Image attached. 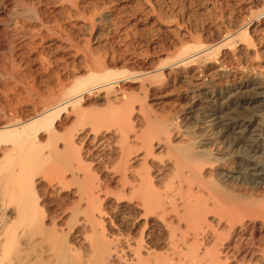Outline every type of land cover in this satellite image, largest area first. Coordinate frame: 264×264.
Returning <instances> with one entry per match:
<instances>
[{"label": "bare ground", "instance_id": "bare-ground-1", "mask_svg": "<svg viewBox=\"0 0 264 264\" xmlns=\"http://www.w3.org/2000/svg\"><path fill=\"white\" fill-rule=\"evenodd\" d=\"M20 3L0 0V53L44 41L50 14L33 5L3 20ZM53 3L86 26L114 15L93 0ZM230 9L209 39L170 27L174 57L134 72L111 68L110 53L56 66L39 56L44 87L23 86L27 114L14 115L18 102L0 116V264H264V191L253 196L264 190V0ZM168 81L185 86L176 117L199 132L150 113V92ZM69 187L70 202L54 204L50 190Z\"/></svg>", "mask_w": 264, "mask_h": 264}, {"label": "rangeland", "instance_id": "rangeland-1", "mask_svg": "<svg viewBox=\"0 0 264 264\" xmlns=\"http://www.w3.org/2000/svg\"><path fill=\"white\" fill-rule=\"evenodd\" d=\"M93 1L99 2L100 7L102 5L109 7L114 12L111 19L102 23V25L96 24L94 26H86L87 23H85V21H88V17L82 18L80 21H78L79 19L75 20L69 18L62 21L69 13L63 11L62 7L57 6L58 4H54L53 0H42L41 4L38 3V0H24V3L18 5L17 13H15V10V12L12 11L4 15L3 20L5 21L13 18L20 19L23 17V14L27 12L26 5L30 4L33 5L38 12L50 14V23L48 24L49 28L43 30V42L39 37L35 39L29 37L22 41L15 42L16 44L19 43L15 52L5 50L0 53L1 118H4L3 116L5 115V117H7V115L9 117L14 115L17 116L18 114H27L28 103L27 105L26 102L23 103V97L27 95L29 90L27 87L29 85L31 87L36 84L32 86V88L36 87L39 89L40 87V89H43V70L40 68L41 65L37 59L46 51H49V54L46 55L45 58L53 61L52 66L61 64L68 58L71 59L70 56L75 53L79 54V57L85 55L103 56L104 54L110 53L114 54L115 60H117V64H113L111 68L119 71L128 70L134 72L146 66L159 65L162 61H164L163 63H168L170 59L174 57L175 49L172 43L173 40L171 35L166 32L167 29L181 26L185 30L188 29L191 32L193 31L194 33H192L195 35L197 34L196 36L201 34L199 37L209 39V37H212L218 24L224 25V23H228L226 21H229L227 18L232 17L230 5L233 3V0H206L204 5L200 2L201 0ZM215 2L217 9L210 7L212 3ZM229 3L230 5H228ZM206 6L208 8H206ZM57 18L58 21H56ZM62 23L65 25L63 26ZM59 25L63 26L65 30L62 28L60 29ZM106 27H108V29H106ZM38 42H40L39 45H36ZM34 46L36 47L35 49L32 48ZM63 47L71 48L64 50ZM12 73L17 75L20 74L21 76L22 74H26L25 77L27 79L23 76L21 79L23 78L26 82L30 81L32 84H29V82L26 83L23 79V82L21 79L17 80L14 76H11L14 75ZM20 80L23 84L18 83ZM23 86L25 90L26 88L28 90L25 91ZM125 86L132 95V98H136L140 95L137 83L127 82ZM184 93L185 86L182 85V83L168 81L163 83L160 87H156L154 91L150 92L148 97L150 113L154 116L155 121L157 123L165 121L169 124L173 121H179V125L182 126L184 131L175 130V132L180 135L190 134L193 131L199 132V126L201 125L193 119L189 121L184 119L185 115H182L179 120L176 117V111L179 109V103L182 102L181 100L183 99L181 98H183ZM18 102L20 104L23 103V105L18 104ZM10 105H17L19 109L24 110L23 112L19 110L20 112L18 111L17 114H15L16 112L14 113L12 111V107L9 110ZM10 111L13 112L14 115L13 113L11 114ZM188 123H190L191 126L186 125ZM71 127L72 125L69 124L62 126V133L69 132ZM3 147L4 146L0 147V150L2 149L0 157L4 153L5 148ZM244 180L246 179L242 178L241 182L244 183ZM112 183L111 188L114 187L113 189H115L116 183ZM67 189L68 190H64V192L63 190L60 192L50 190L53 195L54 204L63 206L70 202L68 194L74 191L75 188L69 187ZM263 191V189H259V191L253 193V196L260 197ZM107 206L108 210L113 214L118 213L113 197L110 198V202Z\"/></svg>", "mask_w": 264, "mask_h": 264}]
</instances>
